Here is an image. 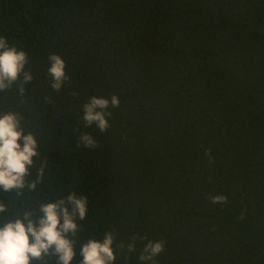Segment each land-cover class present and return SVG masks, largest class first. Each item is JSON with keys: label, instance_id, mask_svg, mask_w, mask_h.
I'll list each match as a JSON object with an SVG mask.
<instances>
[{"label": "trees", "instance_id": "1", "mask_svg": "<svg viewBox=\"0 0 264 264\" xmlns=\"http://www.w3.org/2000/svg\"><path fill=\"white\" fill-rule=\"evenodd\" d=\"M0 36L31 76L0 91V113L20 115L39 153L23 188L0 190V223L36 222L75 192L88 212L71 264L108 231L116 264H141L140 237L164 242L156 264H264V0H0ZM53 53L69 77L59 91ZM93 95L119 99L104 132L84 127Z\"/></svg>", "mask_w": 264, "mask_h": 264}, {"label": "clouds", "instance_id": "2", "mask_svg": "<svg viewBox=\"0 0 264 264\" xmlns=\"http://www.w3.org/2000/svg\"><path fill=\"white\" fill-rule=\"evenodd\" d=\"M27 64L28 54L23 49L9 45L7 38L0 36V91L10 88L21 77L23 81L30 80L31 76L24 71ZM65 68V61L59 55H49L47 75L51 77L50 87L54 91H59L69 80ZM19 90L23 94V89ZM109 106H119L116 95L110 98L95 95L89 97L88 102L82 105L84 127L94 124L101 132L106 131L110 127L109 118L112 115ZM79 143L88 149L97 146L93 136L86 132L80 134ZM37 149L35 136L21 126V117L17 112L0 113V190L9 192L24 187L33 158L39 154ZM40 174H43V169ZM29 187L34 188L35 183L29 184ZM210 199L213 204L223 205L227 202V197L223 195L212 196ZM87 205V197L69 192L66 197L41 204L43 215L36 222L29 219V212L17 215L14 219L3 220L0 223V264H31L33 260H41L50 254L58 264H71L77 251L69 234L74 236L78 231L77 219L86 218ZM6 211V205L0 203V213ZM114 239L111 231L105 232L102 239L90 236L80 244L79 255L82 259L79 264H116ZM130 239L132 242L127 244L129 253L135 251L138 237ZM139 239L146 240L139 255L141 264H156L155 257L164 251V242L146 237ZM119 246L124 247L123 242Z\"/></svg>", "mask_w": 264, "mask_h": 264}]
</instances>
